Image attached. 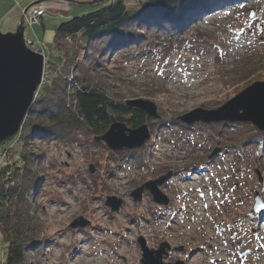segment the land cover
Returning a JSON list of instances; mask_svg holds the SVG:
<instances>
[{"label":"rangeland","instance_id":"rangeland-1","mask_svg":"<svg viewBox=\"0 0 264 264\" xmlns=\"http://www.w3.org/2000/svg\"><path fill=\"white\" fill-rule=\"evenodd\" d=\"M2 1L16 6L20 2ZM27 1L21 19L24 40L29 50L44 57L41 88L55 73L46 62L58 63L63 55L53 50L55 28L67 20L63 16L74 18L114 0ZM122 1L135 14L147 2ZM209 1L214 0L189 5L194 25L188 21L180 39L155 42L146 34L135 41L127 35L126 45L106 48L104 60L92 58L95 67L87 66L84 72L113 101L139 99L157 106L159 119H147L151 137L141 149L112 152L89 131L77 140L66 135L59 141L44 140V133L33 134L32 127L22 125L3 141L11 140L7 150L0 149V166L19 154L40 158L35 201L43 235L39 255L28 256L31 264H141L138 238L151 250L163 243L184 250L165 263L264 264V208L253 212L256 195L264 205V132L250 123L188 126L177 120L195 109L216 110L253 83L264 82V0H224L208 8ZM34 10L44 15L27 25ZM143 12L134 16L135 23L147 16ZM57 13L63 19L52 18ZM44 17L45 33L39 26ZM4 25L3 34L15 32L19 24L13 32ZM255 55L263 62L257 60L238 81L246 58ZM18 134L23 140L19 143L14 139ZM215 149L219 154L209 159ZM169 172L172 178L159 186L168 206L155 204L146 190L140 201H133L134 190ZM107 197L122 201L118 212L106 207ZM80 217L89 226L70 229ZM4 253L0 239V264Z\"/></svg>","mask_w":264,"mask_h":264},{"label":"trees","instance_id":"trees-1","mask_svg":"<svg viewBox=\"0 0 264 264\" xmlns=\"http://www.w3.org/2000/svg\"><path fill=\"white\" fill-rule=\"evenodd\" d=\"M193 2L196 0H147L142 7L147 16L136 23L133 18L142 11L132 13L122 0L64 20L55 28L53 40V50L63 55L59 56L58 63L46 60L55 73L39 89L21 128L32 127L33 134L44 133L41 136L44 140L59 141L65 139V135L71 136V140L80 139L87 131L98 137L114 123H123L133 129L146 124L145 114L100 93L94 83L85 78L84 72L87 66L95 67L93 60L97 62V57L104 60L106 53H102L106 48L126 45L127 35L135 41L146 34L153 35L155 42L180 39L181 30L188 21L194 25L195 14L187 11L193 7L189 6ZM123 30L128 34H123ZM257 60L263 62L259 55L246 58L244 68L237 73L238 81L249 75V70L257 66ZM21 138L18 134L14 139L19 143L23 141ZM10 141L0 144V149L6 148ZM37 161H40L37 155L19 154L16 158L13 156L10 163L0 166V239L5 249L2 264H31L28 256L39 255L43 230L36 216Z\"/></svg>","mask_w":264,"mask_h":264},{"label":"water","instance_id":"water-1","mask_svg":"<svg viewBox=\"0 0 264 264\" xmlns=\"http://www.w3.org/2000/svg\"><path fill=\"white\" fill-rule=\"evenodd\" d=\"M249 19H254L253 12L249 15ZM43 75L44 57L26 47L23 21L13 33L3 34L0 31V143L18 133L28 109L34 102L35 94L43 83ZM125 104L129 109L145 114L147 119L153 121L159 119L157 106L150 101L136 99L129 100ZM177 120L188 126L196 123H250L258 131L264 132V82L253 83L216 110L195 109L178 117ZM150 137L146 124L129 129L123 123H114L102 136L95 137V141L103 142L112 152L134 151L141 149ZM219 152V149H215L208 158L212 159ZM90 173H94L92 166ZM172 176V172H169L143 184L131 193V198L134 202L140 201L146 190L155 204L168 206L169 199L160 191L159 186L170 180ZM255 201L253 212L259 214L264 205L257 195ZM105 205L114 213L119 211L122 201L115 197H107ZM89 224L80 217L69 227L70 229L85 228ZM137 243L142 252L141 264H166L163 262V257L166 256L165 248L168 250L170 248L167 243L161 244L156 250L149 249L143 238H138Z\"/></svg>","mask_w":264,"mask_h":264},{"label":"crops","instance_id":"crops-1","mask_svg":"<svg viewBox=\"0 0 264 264\" xmlns=\"http://www.w3.org/2000/svg\"><path fill=\"white\" fill-rule=\"evenodd\" d=\"M10 3H11V0H10ZM27 3H28L27 0H20V2L16 6L14 3L8 4V3H4L2 0H0V12H1V9L6 7V9H4L2 15L0 13V15H1L0 16V27H1V25H4L5 23L8 22V24L4 25V27L6 28V31L13 32L15 27H17V25L19 24V22L22 19V10L25 8L24 6L27 5ZM41 9H44V8L41 7ZM62 16H63L62 14L57 13L52 18H54V19L55 18L57 19L58 17L60 19H63V17L65 19L69 18V17H67V15H65L63 17ZM44 19H45V17L42 19V22L39 26L42 27V30L45 33L46 32V26L44 23ZM3 21H5V22H3ZM35 27L32 28V29H34V32H36Z\"/></svg>","mask_w":264,"mask_h":264},{"label":"built area","instance_id":"built-area-1","mask_svg":"<svg viewBox=\"0 0 264 264\" xmlns=\"http://www.w3.org/2000/svg\"><path fill=\"white\" fill-rule=\"evenodd\" d=\"M43 15L44 14H43V12L41 10H34L32 12V15L27 18L26 24L27 25H32V24L38 23L39 18H41ZM27 46L28 47L29 46H32L31 43H30V41H27Z\"/></svg>","mask_w":264,"mask_h":264},{"label":"flooded vegetation","instance_id":"flooded-vegetation-1","mask_svg":"<svg viewBox=\"0 0 264 264\" xmlns=\"http://www.w3.org/2000/svg\"><path fill=\"white\" fill-rule=\"evenodd\" d=\"M174 252H178V253L182 254L184 252V250L183 249H178V248L177 249L176 248H170L169 249V253L166 256L163 257L164 263H165L166 260H170L172 258L171 255H173ZM177 262H179V260L175 259V260L170 261V263H166V264H174V263H177ZM184 263L186 264V262H184Z\"/></svg>","mask_w":264,"mask_h":264},{"label":"bare ground","instance_id":"bare-ground-1","mask_svg":"<svg viewBox=\"0 0 264 264\" xmlns=\"http://www.w3.org/2000/svg\"><path fill=\"white\" fill-rule=\"evenodd\" d=\"M229 1V0H228ZM213 2H215L214 4L213 3H211V2H208V3H206V6L208 5V6H216L217 4H220V3H222L223 2V0H214ZM232 2H235V0H232ZM262 220V219H261ZM263 222H264V218H263V221H262V223L261 224H263Z\"/></svg>","mask_w":264,"mask_h":264}]
</instances>
